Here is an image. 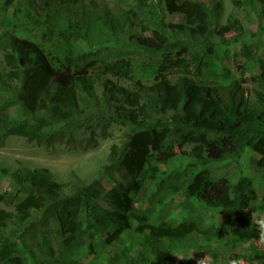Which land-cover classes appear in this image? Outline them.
Wrapping results in <instances>:
<instances>
[{
	"label": "trees",
	"instance_id": "16d2710c",
	"mask_svg": "<svg viewBox=\"0 0 264 264\" xmlns=\"http://www.w3.org/2000/svg\"><path fill=\"white\" fill-rule=\"evenodd\" d=\"M86 1L3 0L0 6L7 25L4 16L10 9L12 18L10 30L0 36V141L19 136L46 150L56 144L87 150L96 146L98 137L108 138L111 125L127 128L89 182L71 174L66 195L49 169H0L13 185L0 195V202L12 207L10 212L0 209V264H80V250L91 252L95 236L106 246L121 244L120 253L104 257L107 264H208L202 248L221 240L225 232L216 224L205 225L201 208L224 215V226L236 239L258 240L253 213L264 205H252L251 179L241 175L232 181L211 168L238 161L246 151L261 156V167L264 162V59L243 46L257 75L243 79L223 68L213 80L204 72L216 49L223 52L237 43L244 32L240 22L228 19L214 29L212 0H136L135 10L120 14L108 9L98 13L95 0ZM240 3L254 9L264 30V0ZM173 14L180 15L181 22L167 21ZM135 17L167 38L163 62L186 67V59L172 54L188 50L190 76L164 77L157 58V67H140L147 73L140 77L129 61L108 60L113 49L122 48V37L136 24ZM231 32L236 33L226 38ZM10 107L16 108L14 115L7 112ZM185 145L191 146L189 153H181L188 159L185 168L167 173L162 166L173 161V148ZM115 173L127 182L117 180ZM102 177L112 185L107 191ZM152 187L158 194L164 190L157 204L183 196V219L176 223L159 217L153 207H135L138 196ZM46 212L54 225L56 248L43 218L37 223L31 219L33 213ZM27 233L37 241L39 258L25 245ZM135 247L139 251L133 258ZM190 249L198 250L195 256L178 255ZM255 257L262 261L264 254Z\"/></svg>",
	"mask_w": 264,
	"mask_h": 264
},
{
	"label": "rangeland",
	"instance_id": "374dc122",
	"mask_svg": "<svg viewBox=\"0 0 264 264\" xmlns=\"http://www.w3.org/2000/svg\"><path fill=\"white\" fill-rule=\"evenodd\" d=\"M240 1L243 0H212L213 8L211 9V16L214 29H219L221 26L226 25L228 19H236L240 22L241 28L244 31L240 38H238L237 43L225 48L223 52L220 49H216L209 58V69L204 72L206 77H212L213 80L218 79L223 68L231 71L233 76H238L243 79H250L252 75L258 74L259 70L253 60H246L247 58L243 53V46H248L252 54L255 52L264 59V30L259 29V21L254 17L256 15L254 9L240 3ZM86 3L89 4V0H87ZM95 3L99 8L97 10L98 13L102 12L103 9H108L111 12L120 14L128 9L135 10L134 6L136 0H95ZM2 4L3 0H0V6H2ZM10 12L11 9L4 16L5 20L8 21V25L0 18V36L10 30L12 21ZM134 19L136 24L126 31V38L122 37V48L118 50L113 49L108 55V60L117 62L124 59V62L129 61L130 66L136 70L138 69V76L140 77L141 75H147V73L143 74L140 67L147 64L155 65L153 61L154 58L159 60L164 58L162 51L167 42V38L153 32L150 27L140 19L136 17ZM166 19L172 23L181 22V16L177 14L167 16ZM261 24L264 27V20L261 21ZM235 33L236 32L227 33L225 37L230 38ZM35 35L36 33L32 32L30 36L31 39H33L32 41H35ZM145 48L150 49V51L146 52ZM132 50L135 52H132ZM177 55L186 59L188 65L186 67L172 66L170 63L161 60L162 63L160 64L163 65L164 71L162 75L164 77L175 78L184 74L191 75L192 64L190 63L191 56L188 50L181 49L176 51L175 54H172L173 57H177ZM2 65V54L0 51V69ZM155 66L157 67V65ZM142 81L144 83L146 82L145 80ZM117 83L124 86L130 85V83L125 80H118ZM246 87H249L247 81ZM7 112L14 115L16 108L10 107ZM98 129L99 128L96 129L97 134L99 133ZM108 132V138L102 139L98 137L96 146L87 150L77 148L67 149L60 144H56L54 147L46 150L24 137L9 136L0 141V169H7V171H12L14 169H49L53 180L63 186V194L66 195L71 191L69 185V182H71V174L74 173L83 182H89L97 174L100 167L107 162L111 146L114 144L118 145L122 141L125 132H127V128L113 124L110 126ZM82 136V134H77V138H81ZM190 150V145H185L181 149L175 146L173 152L176 156L168 165L162 166V169L167 173L183 170L188 163V159L181 156V153L182 151L189 153ZM260 160L261 156L246 151L238 161L213 164L211 168L216 175L228 177L232 181L241 175L248 176L251 179V188L255 194L252 205L259 206L261 204L264 205V180H262L263 178L261 179V175L264 173V162L263 167H261L257 163ZM114 176L123 183L127 182V179H124L119 173H115ZM101 185L105 191L109 190L112 186L105 177L101 178ZM12 188L11 179L0 172V195L11 191ZM155 191L156 187H152L146 194L143 193V195L138 196L139 201H137L135 207L141 210L153 207V209L159 213V217L165 216L166 219L172 222L177 223L183 219L179 205L183 196L175 195L170 198L168 197L163 200L164 202L162 204H157V199L162 196V191L164 190H161L159 194L155 193ZM99 204L101 206H106L102 201H99ZM0 209L8 212L12 211V207L5 205L3 202H0ZM50 213L46 212L44 215L43 213H33L31 219L35 223L39 218H43V223L45 224L46 233L50 239L51 245L56 248L55 242L52 240L53 235L51 230L54 228V225ZM199 214L203 217L205 225L216 224L225 232L221 240H213L208 247L202 248V251L205 253L204 260L208 264H226V258L234 254L241 255L248 261V264H264V259L261 261L260 257H255L257 253L264 254V245H260L258 240L243 242L236 239L224 226L226 220L225 216L218 214L212 209L201 208ZM253 220L256 222L257 226H264V207L259 213L258 211L253 213ZM30 236L31 233H27L26 237L29 241L25 245L29 250L34 251L36 255L38 254L37 258H39L37 241L30 239ZM126 237L128 240H132L131 236L128 235ZM91 244L93 245L91 252L83 249L80 250L78 263L107 264L104 257L112 255L113 253L118 254L121 250L120 243H113L110 246H106L98 236L93 237ZM138 251L139 247H135L131 253L133 258L136 257ZM197 251L196 249H190L186 254L178 252V255L180 257H193ZM213 254H215L214 258ZM138 258L142 260V257Z\"/></svg>",
	"mask_w": 264,
	"mask_h": 264
},
{
	"label": "clouds",
	"instance_id": "9594fccd",
	"mask_svg": "<svg viewBox=\"0 0 264 264\" xmlns=\"http://www.w3.org/2000/svg\"><path fill=\"white\" fill-rule=\"evenodd\" d=\"M258 243L264 245V226L261 225H258ZM197 264H200V260L197 261ZM226 264H248V261L242 257L228 256L226 258Z\"/></svg>",
	"mask_w": 264,
	"mask_h": 264
}]
</instances>
